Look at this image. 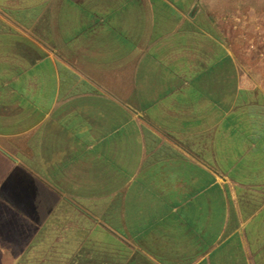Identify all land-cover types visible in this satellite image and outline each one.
Masks as SVG:
<instances>
[{"label": "crops", "instance_id": "1", "mask_svg": "<svg viewBox=\"0 0 264 264\" xmlns=\"http://www.w3.org/2000/svg\"><path fill=\"white\" fill-rule=\"evenodd\" d=\"M264 264V0H0V264Z\"/></svg>", "mask_w": 264, "mask_h": 264}, {"label": "trees", "instance_id": "2", "mask_svg": "<svg viewBox=\"0 0 264 264\" xmlns=\"http://www.w3.org/2000/svg\"><path fill=\"white\" fill-rule=\"evenodd\" d=\"M116 247L111 248L109 251L96 252L98 259H101L103 264H118V256L116 252Z\"/></svg>", "mask_w": 264, "mask_h": 264}]
</instances>
